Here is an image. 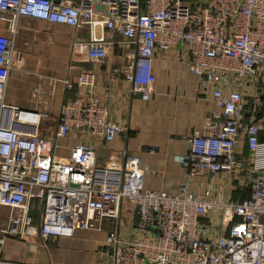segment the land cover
<instances>
[{
    "label": "built area",
    "instance_id": "built-area-1",
    "mask_svg": "<svg viewBox=\"0 0 264 264\" xmlns=\"http://www.w3.org/2000/svg\"><path fill=\"white\" fill-rule=\"evenodd\" d=\"M22 17L86 30L72 39L71 61L110 63V79L128 82L142 101L153 93L156 56L188 66L218 109L200 134L186 137L187 152L172 156L185 171L174 191L146 188L155 171L126 149L98 161L94 141H112L126 127L100 102L110 84L100 85L96 70L61 79L77 94L60 103L51 136L40 135L49 112L6 101ZM116 48L123 62L113 59ZM260 68L264 0H0V207L8 210L0 217V264L10 237L47 241L75 230L106 231L107 264H264ZM69 135L68 155H56L58 138ZM202 178L207 184L196 190ZM233 186L249 196L233 199ZM126 212L134 216L128 230Z\"/></svg>",
    "mask_w": 264,
    "mask_h": 264
},
{
    "label": "crops",
    "instance_id": "crops-1",
    "mask_svg": "<svg viewBox=\"0 0 264 264\" xmlns=\"http://www.w3.org/2000/svg\"><path fill=\"white\" fill-rule=\"evenodd\" d=\"M75 34L87 36L86 30L75 33L70 26L22 17L15 40L14 67L8 77L6 101L49 112L50 117L42 121L40 135L51 136L60 103L77 94L76 88L65 89L61 79L74 81L82 68L96 70L98 83L110 84L109 90L100 88V102L110 109L114 119L126 127V132L112 141L106 142L101 138L94 141L98 161L102 163L126 149L141 157L142 162L155 171L144 178L146 188L174 191L185 179V171L172 156L187 152L186 137L192 133L200 134L206 116L211 110L218 109L211 94L199 90L197 79L186 64L156 56L152 61L156 75L153 93L149 101H142L128 93V82L110 79V63L71 61V42ZM122 53L120 48H116L113 59L123 62ZM256 78L263 95V107L258 117H264V68L258 69ZM250 117L251 107L245 101L243 118L248 121ZM74 143V135L58 138V146L53 151L64 157ZM150 147H155L153 152L149 151ZM240 152L248 156L245 145L239 146ZM199 182V185L193 184L196 190H202L207 184L206 178ZM7 212V208L0 207L1 218ZM122 219L126 224L121 228L130 229L133 214L126 212ZM109 225L106 221L104 227ZM105 235L104 230H75L72 236H58L47 241L39 238L23 241L10 237L3 248V264H107L108 259L102 254Z\"/></svg>",
    "mask_w": 264,
    "mask_h": 264
},
{
    "label": "trees",
    "instance_id": "trees-1",
    "mask_svg": "<svg viewBox=\"0 0 264 264\" xmlns=\"http://www.w3.org/2000/svg\"><path fill=\"white\" fill-rule=\"evenodd\" d=\"M264 138V137H262ZM249 196V190L246 188H239V186H233L231 197L233 199H243ZM34 214L36 215V211H34Z\"/></svg>",
    "mask_w": 264,
    "mask_h": 264
}]
</instances>
